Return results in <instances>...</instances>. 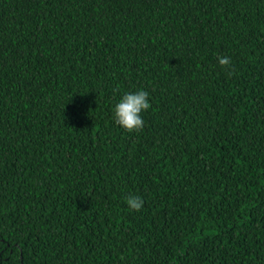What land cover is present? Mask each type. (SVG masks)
<instances>
[{"label":"trees","instance_id":"16d2710c","mask_svg":"<svg viewBox=\"0 0 264 264\" xmlns=\"http://www.w3.org/2000/svg\"><path fill=\"white\" fill-rule=\"evenodd\" d=\"M0 264H264V0H0Z\"/></svg>","mask_w":264,"mask_h":264}]
</instances>
